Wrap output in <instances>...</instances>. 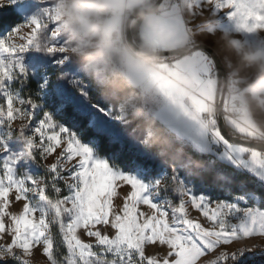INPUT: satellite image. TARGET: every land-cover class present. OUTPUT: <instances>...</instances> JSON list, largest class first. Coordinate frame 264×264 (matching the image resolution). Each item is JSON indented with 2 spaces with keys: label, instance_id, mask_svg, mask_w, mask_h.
I'll list each match as a JSON object with an SVG mask.
<instances>
[{
  "label": "snow or ice",
  "instance_id": "snow-or-ice-1",
  "mask_svg": "<svg viewBox=\"0 0 264 264\" xmlns=\"http://www.w3.org/2000/svg\"><path fill=\"white\" fill-rule=\"evenodd\" d=\"M160 2L173 17L179 10L178 18L163 23L180 35L225 30L264 35V0ZM9 12L30 19L18 24L6 15ZM34 12L38 14L31 15ZM205 17L207 25L196 23ZM0 35V153L8 150V139L18 137L25 143V155L44 161L47 169L44 177L20 174L15 167L20 157L0 167V264H242L246 253L255 252L248 242L264 239V148L248 141L233 143L222 131V119L209 127L198 123L194 114L204 115L202 104L214 94L220 64L211 47H201L193 38L188 51L174 59L165 49L166 63L154 77L136 70L130 74L159 95L155 116L160 123L189 143L190 150L209 152L213 163L219 158L231 168L224 185L203 179L200 185L230 195L243 192L235 200L249 201L250 206L194 195L189 184L196 180L175 166L148 182L116 172L94 159L92 151L45 110L41 98L52 83L45 60L54 57L55 79L64 85L56 89L61 107L75 108L79 98L113 122L121 119L114 118L107 103H92L90 87L73 78L78 70L52 0L0 4ZM145 38L158 42L151 30L145 31ZM29 52L31 69L24 63ZM41 71L43 82L29 89L32 77ZM49 158L52 163H47ZM125 187L130 190L125 192ZM116 199L122 203L115 204ZM189 208L203 222L190 218ZM150 246L157 250L149 252Z\"/></svg>",
  "mask_w": 264,
  "mask_h": 264
},
{
  "label": "rangeland",
  "instance_id": "rangeland-1",
  "mask_svg": "<svg viewBox=\"0 0 264 264\" xmlns=\"http://www.w3.org/2000/svg\"><path fill=\"white\" fill-rule=\"evenodd\" d=\"M7 0H0V4L6 3ZM80 0H52V6L59 12V25L62 35L67 44L68 54L71 57L73 63L77 67L78 74L74 75V79L81 80L87 84L92 90V103H107L115 117H120L118 123L113 122L111 119L106 118L105 114L94 109L86 100L76 99L75 108L71 107L74 112L86 115L89 119V125L98 132H104L113 135L120 139L129 138L131 134L137 135L134 145L139 148L143 153L145 146L151 141H156L157 138H161L162 147L158 156L153 155L152 162L158 161V165L155 169L151 167H139L135 171L125 172L121 169L112 167L105 157H100L95 150V142H86L82 139L81 133H77L66 122L69 115L66 113V108L60 106V101L57 96V88L64 87L62 81L56 80L57 69L52 64L54 57H47L45 63L47 67V75L52 78V83L49 85L44 95L41 98V102L46 111L51 113L53 118L61 125L66 127L69 132L74 133L80 142L88 147L93 154L94 159H99L107 162L114 171L135 176L138 180L148 182L150 179L157 178L158 174L166 175L170 170L171 161L167 160L169 154L166 149L171 145V138L168 136L167 131L157 134L155 123L150 118L145 109L142 106L140 99L137 98L136 93H132L130 97H126L124 92L119 89V79L123 78L120 72V52L117 51V47H113L112 44H103V40H107L106 37L99 35L91 37L86 31L81 30L80 25L85 28L92 20L91 13H84L79 18L78 24H69L68 10L70 6L78 5ZM39 3V0H37ZM34 12L31 15H36ZM30 19V15H22V21L20 23H26ZM104 21V20H103ZM197 24L205 23L207 25V17L203 20H197ZM19 24V23H18ZM126 25V22H125ZM122 30V27L118 32ZM205 39L221 58L227 74L230 79V89L227 88L225 102L227 107L230 106V110L233 109V101L238 100L239 108L243 110V114L236 116L235 118L226 117V122H231V126L235 129V132L253 134L257 136V139H264V72L259 71L252 63H250L246 57L252 52L264 53V35H251L241 36L236 35L231 31H216L214 35H209L207 31H202ZM3 35H6L3 34ZM0 35V38H3ZM124 46L129 49L128 45L123 42ZM24 63L31 69L33 64V54L31 52L25 54ZM45 76L43 71L36 73L31 81L34 85H31V89L38 87L39 83H42V78ZM217 78V77H216ZM27 94V92H25ZM216 104V102H215ZM121 109L123 110L121 112ZM94 117V121L92 120ZM138 117H146L143 121H138ZM18 123V122H17ZM230 124V123H229ZM17 125L14 124L13 127ZM132 127L134 128L132 130ZM131 129V132H129ZM253 132V133H252ZM8 150L5 153H0V167L5 162H8L10 158L20 157L15 167L16 171L20 174H28L33 177H44L47 174V169L43 166L44 161L33 160L28 158L25 148V143L22 139L10 138L7 140ZM59 151V149H58ZM178 153L182 152L180 149L176 150ZM211 154V153H210ZM216 161H220L218 158ZM53 160L49 158L47 163H52ZM192 161H185L181 163L178 170L184 171L193 180H196L195 185L189 184V187H193V194L200 196L204 195L216 200H230L231 202H238L235 200L236 196L245 195H230L225 192V197H219V195H213L208 192L205 187L199 186V173L194 170ZM209 164H214L211 160ZM195 165V164H194ZM40 167L43 168L44 173L40 172ZM145 170H150L149 174ZM157 170V172H156ZM155 171V172H154ZM229 170H220L218 172V179L222 183L228 178ZM130 189L125 187L124 191L127 192ZM257 199L259 197L257 196ZM115 204L120 205L122 202L119 199L114 201ZM241 207L250 206L249 201H239ZM259 206V205H257ZM143 210H147L146 206H142ZM12 210H15L12 209ZM190 218H199L203 222V217L192 208H189ZM249 244L254 246L255 252H248L242 258L245 260L249 256L262 255L264 253V239H256L249 241ZM243 246V245H240ZM154 247L150 246L148 251H156ZM43 260V258H38Z\"/></svg>",
  "mask_w": 264,
  "mask_h": 264
},
{
  "label": "trees",
  "instance_id": "trees-1",
  "mask_svg": "<svg viewBox=\"0 0 264 264\" xmlns=\"http://www.w3.org/2000/svg\"><path fill=\"white\" fill-rule=\"evenodd\" d=\"M9 17L12 19H15L17 23H20L22 21V16H14L11 12L7 13ZM141 19H138L134 22L132 26V34L135 39V41L139 44H141V38L139 36V26H140ZM176 58V57H174ZM173 58V59H174ZM31 85H34L33 81H30L29 89H31ZM119 89L121 92L125 93L126 97H130L132 93H136V90L131 87L124 78L119 79ZM27 92V89L26 91ZM26 94V93H25ZM66 113L69 115V118H67V124L73 128L77 133H81V137L86 142H95V150L96 153L100 157H105L109 164L112 167L121 169L125 172L135 171L139 167H151L153 169L156 168L158 165V161L155 162L151 160V156H149L147 153H150L152 156L156 155L159 156V152L161 151L162 147H164L162 144H155L153 140H151L146 146L144 153L137 148L134 145L135 140H137L136 134H131L129 138L120 139L113 135L104 133V132H98L93 127L89 125V119L86 115L79 114L77 112H74L71 107H67ZM138 121L145 120L146 117H138ZM155 123V128L157 129V134L163 133L166 131V129L158 124ZM134 128L132 127V130ZM229 131L234 135L237 134L234 129L230 126H228ZM129 132H131V129H129ZM168 136L171 138V145L166 149L169 156L167 157L168 161H171V166H169V170L171 171L172 167L175 166L176 169L180 167L181 163H184L189 159V161H192V164L194 167V170L199 173V176L197 179L199 180H210L213 181L217 185H224V183L221 182L220 179H218V172L220 170H229L231 171V168L227 165L225 162L216 161L214 164H209V156L211 154L209 153H202L198 152L197 150L194 152L190 150L189 143H186L180 139H178L175 135L167 132ZM240 136V135H239ZM159 138V137H158ZM157 138V139H158ZM161 140V138H159ZM180 149L182 152L178 153L176 150ZM195 164V165H194ZM40 172L43 174L44 170L42 167H40ZM155 172V171H154ZM157 172V170H156ZM241 183L246 182L243 179H246V177H240ZM200 187H202L199 184ZM208 189V192H210L213 195H219V197H225V192L220 191L216 188L212 187H205ZM223 190V188H221ZM243 194V192H234L232 195H240ZM242 264H264V254L262 255H254L249 256L245 260H243Z\"/></svg>",
  "mask_w": 264,
  "mask_h": 264
},
{
  "label": "crops",
  "instance_id": "crops-1",
  "mask_svg": "<svg viewBox=\"0 0 264 264\" xmlns=\"http://www.w3.org/2000/svg\"><path fill=\"white\" fill-rule=\"evenodd\" d=\"M156 0H110L109 10L113 11V16L109 18H105L103 21V31L102 36L107 39L114 38L111 43L113 47H117V51L120 52L121 60H120V72L125 81L136 90V93L140 95V101L142 103L143 108L145 109L146 114L153 119L154 122H157L161 126H163L167 132L175 135L173 132L169 130L168 127L160 123L156 116L155 110L160 106L161 100L159 95L155 90H149L146 88L144 83L135 79L133 75H131L132 70L147 72L153 77L155 76L156 70L166 63L165 59H153L146 60L143 59L136 54H134L130 49L126 48L122 41L116 39L117 33L120 28L124 25L129 14L144 8L151 6ZM179 10H176V16L173 17L169 11L159 10L156 13H150L143 17L139 26V36L141 38V45L156 51H165L166 50H175L185 46H191L193 38L199 44H206L211 46V43L205 39L203 32H198L193 35L191 33H186L184 35H180L177 30L170 26L165 25L163 23L166 19L178 18ZM151 30L158 37V42H153L149 39L145 38V31ZM173 42V43H169ZM152 61V63L150 62ZM227 88L230 89V79L229 74H227ZM213 87L214 94L207 98L206 103L202 104L203 111L206 113L207 107L209 104H213L217 101L218 96V79H213ZM194 96L200 95V92L197 89H190ZM198 116V123L206 124L204 121V115H199L198 112L194 113ZM230 127L231 122H227ZM207 125V124H206ZM234 129V128H233ZM235 130V129H234ZM241 137L246 139H257V136L253 134L239 133ZM253 133V132H252ZM176 136V135H175ZM177 137V136H176ZM185 142V141H184ZM187 143V142H186ZM194 147V146H193ZM200 152L199 149H197ZM209 153V152H204ZM210 154V153H209ZM219 159V158H218ZM220 160V159H219ZM221 161V160H220ZM223 162V161H221ZM227 163V162H225Z\"/></svg>",
  "mask_w": 264,
  "mask_h": 264
},
{
  "label": "water",
  "instance_id": "water-1",
  "mask_svg": "<svg viewBox=\"0 0 264 264\" xmlns=\"http://www.w3.org/2000/svg\"><path fill=\"white\" fill-rule=\"evenodd\" d=\"M161 5L162 3L160 2V0H156L151 6L144 7V8H141L133 12L126 20L127 45L134 54L146 60H153L157 58L165 59L164 51L150 50L142 46L141 44L137 43L132 34V26L136 20L142 19L143 17H145L146 15L150 13H156L157 11H159ZM200 46L210 47L206 44H200ZM189 47L190 46H185V47H181L175 50H169V52H171V58L178 57L182 53L187 52ZM213 52H214L216 59L218 60L220 64V70L217 76L218 96H217V101L215 105H216L217 120L222 119L224 121V129L222 128V131H227L231 136L229 138L232 139L233 137L234 138L233 141L235 143H238L240 141H248L249 143H252L256 145L257 147L264 148V139H246L239 135H234L229 131L228 129L229 124L226 122L225 117H224V112H223V106H224L225 96L227 92V79H228L227 72L217 52L214 49H213Z\"/></svg>",
  "mask_w": 264,
  "mask_h": 264
},
{
  "label": "clouds",
  "instance_id": "clouds-1",
  "mask_svg": "<svg viewBox=\"0 0 264 264\" xmlns=\"http://www.w3.org/2000/svg\"><path fill=\"white\" fill-rule=\"evenodd\" d=\"M109 6L110 0H80L78 5L70 6L67 13V22L70 25L78 24L81 15L91 13L92 20L86 28L80 25L81 30L86 31L91 37L99 36L103 31L102 16L109 10ZM246 59L259 71L264 72V53L252 52L247 55ZM161 142L159 138L154 141L155 144H160Z\"/></svg>",
  "mask_w": 264,
  "mask_h": 264
},
{
  "label": "built area",
  "instance_id": "built-area-1",
  "mask_svg": "<svg viewBox=\"0 0 264 264\" xmlns=\"http://www.w3.org/2000/svg\"><path fill=\"white\" fill-rule=\"evenodd\" d=\"M168 9L167 6L165 4H162L160 6V9L159 10H166ZM131 15V13L129 14V16ZM113 16V11L112 10H108L106 13H104V15L102 16V21L105 19V18H109V17H112ZM114 38L111 37V39H107V40H103V44L104 45H107L108 43H111V41L113 40ZM116 39L122 41V42H125V44H127V37H126V25L124 23V25L122 26V30L120 32L117 33V36H116ZM152 63V61H150ZM153 64V63H152ZM217 76H214L213 79H215ZM136 96L138 99H140V95L138 93H136ZM233 109L230 110V106L227 107L226 103H224V106H223V112H224V117H230V118H235L236 116H239V115H242L243 114V110L241 108H239V102L238 100H234L233 101ZM236 119V118H235ZM213 120H217V114H216V105L215 103L213 104H209L208 107H207V111L206 113L204 114V121L205 123L211 127V122ZM233 143H235L233 141ZM222 150V148H221Z\"/></svg>",
  "mask_w": 264,
  "mask_h": 264
}]
</instances>
